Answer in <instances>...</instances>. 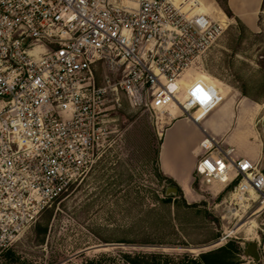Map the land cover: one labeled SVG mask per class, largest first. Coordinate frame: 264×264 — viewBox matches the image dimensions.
<instances>
[{
    "label": "built area",
    "instance_id": "built-area-1",
    "mask_svg": "<svg viewBox=\"0 0 264 264\" xmlns=\"http://www.w3.org/2000/svg\"><path fill=\"white\" fill-rule=\"evenodd\" d=\"M192 0H0V256L95 162L122 92L157 118L213 112L221 91L182 74L223 28ZM100 62L120 80L98 85ZM199 90V91H198ZM192 110H194L192 112ZM195 172L264 199V173L202 128Z\"/></svg>",
    "mask_w": 264,
    "mask_h": 264
},
{
    "label": "rangeland",
    "instance_id": "rangeland-1",
    "mask_svg": "<svg viewBox=\"0 0 264 264\" xmlns=\"http://www.w3.org/2000/svg\"><path fill=\"white\" fill-rule=\"evenodd\" d=\"M192 1L227 25L182 74L184 84L201 79L225 91L200 123L264 173V0H230L229 11L225 0ZM122 75L104 62L94 69L98 85ZM111 99L95 162L3 252L0 264H264V199L254 193L240 202L235 182L209 186L196 172L182 187L159 164L163 131L181 116L157 118L122 92ZM171 163L184 169L178 157ZM172 187L178 190L168 193ZM252 242L258 260L248 252Z\"/></svg>",
    "mask_w": 264,
    "mask_h": 264
},
{
    "label": "crops",
    "instance_id": "crops-1",
    "mask_svg": "<svg viewBox=\"0 0 264 264\" xmlns=\"http://www.w3.org/2000/svg\"><path fill=\"white\" fill-rule=\"evenodd\" d=\"M228 3L231 5L230 0ZM202 113L200 112L195 118L200 119ZM202 128L212 134L215 132L212 127L209 128L202 123L197 124L184 117L172 119L163 131L159 149L160 168L163 173L174 178L182 187H188L191 184L199 156V143L203 137ZM183 132L186 133L185 137H183ZM172 157H178L183 162L184 169L182 171H179L171 163Z\"/></svg>",
    "mask_w": 264,
    "mask_h": 264
},
{
    "label": "bare ground",
    "instance_id": "bare-ground-1",
    "mask_svg": "<svg viewBox=\"0 0 264 264\" xmlns=\"http://www.w3.org/2000/svg\"><path fill=\"white\" fill-rule=\"evenodd\" d=\"M175 2H179L180 3V1L181 0H174ZM198 12H203V13H208V11H206V10H197ZM210 14V13H209ZM212 17H214L212 14H210ZM215 18V17H214ZM216 20H218L219 21V23L221 24V26H222V28H223V30L224 29H226V27H227V25H225L224 24V20H222L221 18H215ZM189 78H192V77H189ZM188 78V79H189ZM193 80V79H192ZM181 114V110L177 107V106H175L174 104H172L170 107H169V109H168V114H167V116L166 115H162L163 117H165V118H173V117H175V116H177V115H180ZM161 116V117H162ZM206 115L204 114V113H202L201 115H200V119H198L200 122L202 121L201 119H203L204 117H205ZM197 118H195V115H194V120H196ZM216 184V183H215ZM251 195L252 194H254V192L253 191H251V193H250ZM246 199H248V197H246V196H240L239 197V200H240V202H243L244 200H246ZM262 207V206H261ZM260 207V208H261Z\"/></svg>",
    "mask_w": 264,
    "mask_h": 264
},
{
    "label": "water",
    "instance_id": "water-1",
    "mask_svg": "<svg viewBox=\"0 0 264 264\" xmlns=\"http://www.w3.org/2000/svg\"><path fill=\"white\" fill-rule=\"evenodd\" d=\"M195 122V121H193ZM196 123V122H195ZM177 191V188L176 187H172V188H169L167 190V192H176ZM248 252L251 256H253L255 259H259L260 258V255H259V252H258V245L256 242H252L250 243L249 245V248H248Z\"/></svg>",
    "mask_w": 264,
    "mask_h": 264
},
{
    "label": "trees",
    "instance_id": "trees-1",
    "mask_svg": "<svg viewBox=\"0 0 264 264\" xmlns=\"http://www.w3.org/2000/svg\"><path fill=\"white\" fill-rule=\"evenodd\" d=\"M217 1L220 2V4H221V1L220 0H217ZM221 5L223 6V8L225 10L229 11V9L227 8L228 7V0H225V4H221ZM228 13L230 14V12H228ZM177 190H178V188H177ZM210 253H212V252H210Z\"/></svg>",
    "mask_w": 264,
    "mask_h": 264
},
{
    "label": "snow or ice",
    "instance_id": "snow-or-ice-1",
    "mask_svg": "<svg viewBox=\"0 0 264 264\" xmlns=\"http://www.w3.org/2000/svg\"><path fill=\"white\" fill-rule=\"evenodd\" d=\"M199 91V90H198Z\"/></svg>",
    "mask_w": 264,
    "mask_h": 264
}]
</instances>
